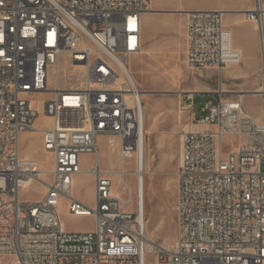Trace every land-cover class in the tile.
<instances>
[{"label":"built area","instance_id":"obj_1","mask_svg":"<svg viewBox=\"0 0 264 264\" xmlns=\"http://www.w3.org/2000/svg\"><path fill=\"white\" fill-rule=\"evenodd\" d=\"M150 3L0 0V256L6 264H147L145 252L158 264H264V122L244 108L241 95L217 92L218 101H205L199 118L193 96L182 106L197 127L179 132L172 242L147 245L141 191L129 209L111 172L100 168V135L119 138L121 175L127 173L122 161L141 142L140 91L127 59L143 46ZM243 15L255 24L263 71L264 1L253 0ZM184 43L190 69L241 62L222 11H188ZM41 114L51 118L40 136L53 168L40 198L27 201L20 189L38 180L41 169L21 155L19 140L36 130ZM225 138L232 140L224 146ZM83 154L94 159L87 171L79 164ZM83 172L93 178L94 207L72 194L74 175ZM61 197L68 214L93 215V230H64Z\"/></svg>","mask_w":264,"mask_h":264},{"label":"rangeland","instance_id":"obj_2","mask_svg":"<svg viewBox=\"0 0 264 264\" xmlns=\"http://www.w3.org/2000/svg\"><path fill=\"white\" fill-rule=\"evenodd\" d=\"M175 13L170 20L165 18L160 20L144 19L143 24L144 27L146 24V33L144 30L142 31L143 46L139 53L132 55L130 60L128 59L131 61L128 64L135 80L139 87L145 90L142 97L145 108L144 119H147L146 122L151 127L148 142L150 150L149 174L145 175V212L147 217L149 216V229H158L152 238L161 244L172 242L176 235L174 204L177 188L176 168L179 132L183 129L185 122H191V118L187 117L191 110L182 109V106L189 103L188 96L196 94L193 100V110L196 117L199 118L204 115L201 106L205 101L213 103L218 101L217 92H221L222 97L227 98L238 94V92H222L220 87L232 91L243 90L223 77L222 71L224 69L207 67L193 70L187 66L184 43L185 16L179 15L184 14V11ZM153 30L155 32L152 34ZM254 91H246L244 108L259 121H264V97ZM39 95L48 96L46 94ZM38 98L39 96H35L33 99L37 100ZM179 120L181 124H179ZM43 121L45 122L41 116H38L36 123L43 127L45 125ZM189 127L193 128V126ZM168 128H170L169 134L166 133ZM184 129H188V126ZM168 135L173 140V148L161 149L162 143H165ZM109 136L103 134L97 138L100 168L116 169L118 166L117 148L113 149ZM112 138L115 139L116 137ZM154 139L157 141L156 145L153 143ZM231 140L232 138H225L224 146ZM19 141L20 153L23 157L37 160L43 169L53 168L52 158L42 150L39 133L26 131L20 135ZM93 162L92 155L83 154L79 156V164L83 170ZM111 162H113L112 165H110ZM123 166L127 171L135 170L134 160L131 158L125 159ZM42 178L50 181L49 175H43ZM135 179V175L125 176V181L131 186L132 191L135 188ZM113 181L115 191H118L121 197L125 198L126 192L120 188L118 177L114 176ZM42 193L43 188L39 184L33 183L27 189H22L19 197L22 200L34 201L40 198ZM72 194L74 198L88 207H94L92 176L86 173L74 175ZM59 217L65 231L89 232L93 230V215L76 217L68 214L66 199L63 197L60 198ZM0 264H6L5 258L2 256H0ZM147 264H155L151 255L147 258Z\"/></svg>","mask_w":264,"mask_h":264},{"label":"crops","instance_id":"obj_3","mask_svg":"<svg viewBox=\"0 0 264 264\" xmlns=\"http://www.w3.org/2000/svg\"><path fill=\"white\" fill-rule=\"evenodd\" d=\"M264 1V0H263ZM253 0H151L150 12L143 15L144 19L160 20L172 19L175 12L193 10H218L223 12V23L231 32L232 47L241 54V62L237 65H230L222 71L223 77L239 87V91H256L262 85L261 58L259 49V37L253 22L244 19V12L251 9ZM184 15V14H179ZM172 16V17H171ZM145 23V22H144ZM146 33V24L144 27ZM142 30V31H143ZM155 30L152 31V34ZM261 72V73H260ZM222 84H225L222 82ZM222 92H239L221 88ZM254 91V92H255ZM196 95V94H195ZM195 95L193 97L195 98ZM191 118L190 115H187ZM255 117V116H254ZM256 118V117H255ZM180 119V117H179ZM258 119V118H257ZM145 120L147 134V165L150 164V150L148 142L151 135V127ZM147 123V124H146ZM179 124H181L179 120ZM193 126L190 122H185L183 127ZM166 133H170V128ZM114 136H109V140ZM114 139V138H113ZM116 140V138H115ZM154 145L157 141L154 139ZM173 140L169 135L162 143V148L169 150L173 148ZM117 146H114L115 150Z\"/></svg>","mask_w":264,"mask_h":264},{"label":"bare ground","instance_id":"obj_4","mask_svg":"<svg viewBox=\"0 0 264 264\" xmlns=\"http://www.w3.org/2000/svg\"><path fill=\"white\" fill-rule=\"evenodd\" d=\"M148 10H150V8L148 9ZM148 12V11H147ZM147 12H145V13H147ZM188 11H185L184 12V16H186V13H187ZM144 13V14H145ZM143 14V15H144ZM245 19V18H244ZM246 20V19H245ZM248 21V20H247ZM255 25V24H254ZM262 45L264 46V41H263V43H262ZM140 52V51H139ZM138 52V53H139ZM137 54V53H136ZM130 58V57H129ZM128 58V59H129ZM127 59V70H128V72H129V75H130V77H131V79H132V81L134 82V84L136 85V87L138 88V90L140 91V93H139V100H140V110H141V113H142V121H143V127H142V137H141V142H138V145H137V148H136V150H135V152L134 153H132L131 154V159H133L134 160V164H135V170H136V172H134V171H132V170H129V171H127V170H125L124 169V166H123V171L124 172H127L125 175H121V173H120V165H121V161H120V159H119V154H118V150H119V146H120V141H119V138L118 137H116V136H114V137H116V139L117 140H115V139H113V138H111L110 139V142L112 143V145H113V147L114 146H117V161H118V166H117V168L116 169H104V168H101V169H104V170H107V171H110L111 172V174L113 175V177L114 176H117L118 177V179H119V182H120V185H125L126 186V188L124 189V188H121L123 191H125L126 192V197L125 198H123V197H121V195L119 194V192L118 191H116V194L119 196V198H120V200H121V202H122V204L123 205H125L126 204V202H127V198H128V200H130L129 201V203H130V208L129 209H134L135 208V205H136V200L138 199V196L136 197V195L138 194V191L140 190L141 191V193H142V215H143V222H144V226H145V230H146V239H147V245L149 246V247H151L152 246V243H157V242H155L154 240H153V238L152 237H154L155 235H156V232H157V230L158 229H149V216L147 217V215H146V212H145V175H147V174H149V171H148V165H147V145H146V143H147V134H148V131H147V129L145 130V108H144V103L142 102L143 101V95L145 94V90H142L140 87H139V85H138V83H137V81L135 80V78H134V76H133V73H132V71H131V69L129 68V64L128 63H131V61H129ZM262 81H263V84L259 87V89H257L255 92L257 93V94H259V95H262V97H264V69H263V71H262ZM247 92H244V91H239L238 92V94L239 95H241L242 96V98H243V103H244V95L246 94ZM43 94H46V95H49V93H43ZM38 100V99H37ZM37 106H38V109H40V106H41V104H40V102L39 103H37ZM250 113V112H249ZM44 120H45V122H44V126L43 127H45V126H49L50 124H51V118L50 117H48V116H45V115H40ZM38 118V117H37ZM37 118L35 119V122H34V127L36 128V130H34V132H37V133H39L40 134V130L42 129V127L41 126H38L37 125V123H36V120H37ZM257 119V118H256ZM258 120V119H257ZM259 121V120H258ZM259 122H261V123H263L264 121H259ZM190 124L191 125H193V128H188V129H186V130H192V129H195L197 126L195 125V124H193V123H191L190 122ZM183 129H184V127H183ZM185 130V129H184ZM111 136H113V135H111ZM110 147V146H109ZM116 149V148H115ZM46 154V153H45ZM99 154V153H98ZM47 156H49V154H46ZM25 158H30V157H25ZM33 159V158H32ZM112 159V158H111ZM114 162V161H113ZM113 162H111L110 163V165H112L113 164ZM122 163H124V160L122 161ZM114 164H115V162H114ZM116 165V164H115ZM40 169H41V173L39 174V177H38V180H30V181H26L23 185H22V187H21V189H20V191L22 190V189H27L28 187H30L33 183H37V184H39L42 188H43V192H44V182H47L46 180H44L43 178H42V176L43 175H48L49 173H50V171H51V169H43V168H41L40 167ZM83 171H87L86 169H84ZM84 173V172H83ZM86 174H89V173H87V172H85ZM90 175V174H89ZM128 176V175H130V176H132V175H135L136 176V179H135V188H134V191H132V189H131V186L125 181V176ZM136 186H137V188H136ZM134 192V193H133ZM126 207V206H125ZM159 226V225H158ZM170 243V242H169ZM164 244H168V243H164ZM147 252H148V250H147ZM144 255H145V258H146V260H147V258L151 255V254H148V253H144ZM154 263L155 264H158L157 262H155L154 261Z\"/></svg>","mask_w":264,"mask_h":264}]
</instances>
